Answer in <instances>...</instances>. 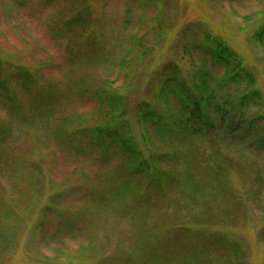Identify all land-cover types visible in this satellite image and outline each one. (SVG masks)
I'll use <instances>...</instances> for the list:
<instances>
[{
  "label": "rangeland",
  "instance_id": "1",
  "mask_svg": "<svg viewBox=\"0 0 264 264\" xmlns=\"http://www.w3.org/2000/svg\"><path fill=\"white\" fill-rule=\"evenodd\" d=\"M263 23L264 0H0V82L19 67L36 82L30 91L0 90V264H126L141 216L150 231L198 227L189 213L205 203L192 205L183 183L141 196L147 180L130 179L125 158L112 151H84L85 130L109 121L102 106L111 92L123 99L122 118L112 111V119L128 122L145 156L167 148L144 132L136 114L146 103L167 107L157 87L172 75L170 67L187 84L204 68L213 87L228 76L199 55L210 34L232 46L255 75L263 101L249 115H263L256 139L262 138L264 44L253 34ZM218 93L240 99L234 84ZM196 139L193 168L225 164L228 186L214 191L239 197L238 214L222 225L242 248L237 264H264L262 144L214 134ZM119 196L127 197L126 206ZM221 199L215 210L224 206ZM205 221L211 232L221 225ZM215 256L217 264L230 263Z\"/></svg>",
  "mask_w": 264,
  "mask_h": 264
},
{
  "label": "trees",
  "instance_id": "2",
  "mask_svg": "<svg viewBox=\"0 0 264 264\" xmlns=\"http://www.w3.org/2000/svg\"><path fill=\"white\" fill-rule=\"evenodd\" d=\"M253 41L264 44V23L254 32ZM199 48L202 53L198 54L206 56L207 63L224 70L228 76L213 87L204 68L197 73V81L187 84L180 80L179 69L170 67L172 75L168 74L157 87V97H162L167 107L162 110L146 103L140 106L136 114L138 125L144 132L159 137L167 148L146 157L131 133L128 122L124 119L118 122L116 117L112 119V111L120 112L119 117L122 118L123 99L111 92L105 91V100L112 101V104L104 100L102 106L108 105L109 121L85 130L87 136L84 151L99 149L104 155L112 151L125 158L130 179L138 180L142 177L147 180L144 193H138L141 196L148 198L151 188L162 189L163 184L169 188L183 183L192 205L196 206L201 201L205 203V208L191 210L189 213L194 223L199 224L198 227L180 224L164 231L159 228L150 231L147 227L150 223L147 216L135 220L132 250L124 254L126 264H217L216 253H222L229 264H237L240 259V244L222 228V225L238 214L239 210L234 207L239 197L233 195V187H229L233 195L231 198L219 190L214 191L219 186L225 187L226 190L228 186L229 182L225 177L226 166L223 163H210L196 170L189 162V157L196 138L213 134L249 147L260 143V149L264 150V136L256 139L263 115H249L252 107L261 106L263 95L256 86L255 75L244 67L239 53L223 39L205 34ZM35 84L33 74L28 69L19 67L18 71L7 76L6 81L0 82V90L10 92L13 88L21 86L30 91ZM231 84L239 89V101L235 102L232 96L218 93L219 87ZM218 197H222L221 203L224 202V206H217L215 210ZM118 198L120 204L127 205V197ZM207 218L217 219L221 225H216L217 229L211 232L205 224L203 225ZM225 220L227 222H224ZM8 230L5 235L7 232L11 233V228ZM262 237L264 239V234Z\"/></svg>",
  "mask_w": 264,
  "mask_h": 264
}]
</instances>
